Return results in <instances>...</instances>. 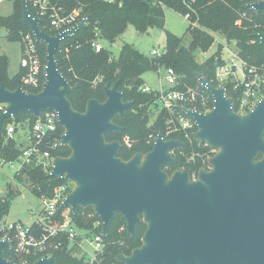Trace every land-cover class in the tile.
Segmentation results:
<instances>
[{
  "label": "water",
  "instance_id": "95a60500",
  "mask_svg": "<svg viewBox=\"0 0 264 264\" xmlns=\"http://www.w3.org/2000/svg\"><path fill=\"white\" fill-rule=\"evenodd\" d=\"M20 23L30 28L38 42L46 46L45 82L38 92L19 85L8 89L0 85V102L7 107L0 115V128L6 118L18 121L24 112L35 119L44 111L55 110L64 128L62 146L69 156H56L50 177L74 185L59 210L92 207L107 237L113 220L121 214L134 237L141 223L146 224L142 245L130 254H118L122 264H264V97L246 114L234 109L228 86H215L193 70L199 84L214 97L209 111L179 106L197 126L195 138L217 152L208 160L210 169L201 168L197 178L188 169L172 174L175 147L182 139L166 138L160 130L153 148L137 152L130 159L119 156L123 145L108 141L110 132L124 127L115 122L134 104L125 100L118 83L107 82L106 100L90 98L85 111L73 107L72 86L59 68L60 43L85 28L86 13L72 28L52 34L42 27L44 19L35 16L29 0H22ZM259 15L264 0L249 3ZM264 42V32L255 34ZM10 235L0 237V264H59L55 254L35 261L9 259Z\"/></svg>",
  "mask_w": 264,
  "mask_h": 264
},
{
  "label": "trees",
  "instance_id": "16d2710c",
  "mask_svg": "<svg viewBox=\"0 0 264 264\" xmlns=\"http://www.w3.org/2000/svg\"><path fill=\"white\" fill-rule=\"evenodd\" d=\"M14 4V12L9 16L0 17V26L8 30V38L22 43L23 35L30 32V28L20 23L23 15L22 0H10ZM52 3L62 7L64 12L71 13L81 10L82 15L90 13L87 26L77 31L75 36L63 40L57 51L59 68L69 79L72 91L69 94L73 107L78 111H85L87 101L97 98L106 100L105 84L118 83L119 89L125 92V100H132L134 104L125 115H120L115 122L124 127L120 132H110L106 135L108 141L119 140L123 147L119 156L124 160L130 159L135 153H147L153 148L157 133L163 130L166 138L182 139V145L175 147L172 154L176 158L173 165L166 166L168 173L172 174L179 169H188L191 174L199 172L201 168L209 169L208 160L216 152L207 144L195 138L197 127L189 130L181 128L176 113L162 108L157 118L151 123L153 108H158L157 98L159 92L144 91L145 85L142 75L148 70L160 67H173L178 74L179 83L175 89L200 86L193 70L207 77L213 85L217 86L216 71L223 63V45L219 44L217 51L203 60L198 59V52H206L214 44L215 33L226 37L229 42H235L241 55L250 63L264 69V42L255 36L264 32V10L258 15L246 7L244 0H51ZM165 7H171L190 18L187 30L189 44L170 31H166V50L161 56L152 58L136 50L131 44L125 43L121 47L118 58H114L103 45L96 50L92 45L97 39H106L110 42L122 34L128 24H134L140 32H145L150 26L164 28L166 23ZM29 8L36 14L29 0ZM242 12H248V17H242ZM195 23V25H194ZM42 27L54 34L44 19ZM98 41V40H97ZM43 63H46V46L38 43ZM9 58L0 55V85L3 83L8 89L14 90L23 84L21 77L24 70L10 76ZM32 92L39 89L28 87ZM173 88V89H174ZM228 94L235 97L231 88ZM210 107H213L211 102ZM29 121L32 125L36 119L29 113L21 114L18 123L25 125ZM13 118H6L0 128V157L6 160H16L21 153L23 144L15 138H6V126L13 122ZM64 133L59 126L58 131L44 142V148L52 149L55 156H69L71 149L68 146H50ZM124 137H128L126 143ZM16 178L27 184L31 191L41 196H52L56 187L66 180L48 176L41 167L29 165L24 167ZM11 201L0 199V222L9 212ZM63 210L58 211L56 220L63 221ZM73 222L80 228L89 232L90 236L102 231V223L92 207H78L73 214ZM146 224L141 223L137 234L132 237L126 228L125 218L119 214L112 222L109 234L104 239L105 248L100 255V264L118 263V254H130L132 250L141 245ZM30 230L41 235L44 228L37 222L29 226ZM59 264H89L84 256H77L69 249V241L64 239L62 247L55 251ZM9 259H14L11 251H6ZM31 258L29 261H35ZM20 262L19 260H17Z\"/></svg>",
  "mask_w": 264,
  "mask_h": 264
},
{
  "label": "built area",
  "instance_id": "2783aa9c",
  "mask_svg": "<svg viewBox=\"0 0 264 264\" xmlns=\"http://www.w3.org/2000/svg\"><path fill=\"white\" fill-rule=\"evenodd\" d=\"M244 1H246L245 5H247L261 0ZM32 6L36 11L34 15L46 19L47 25L54 31V34L74 27L84 16L82 15V11L78 9L71 13H66L62 7L52 3L51 0H32ZM248 9L256 13L253 8ZM242 17L247 18L248 12H242ZM38 43L32 31L23 35V57L20 65L24 73L21 77L23 82L21 85L26 90H28V86L40 91L45 82L46 63L42 61ZM92 45L98 51L102 48V45L98 41H94ZM222 51L223 63L217 68L215 77L217 86L227 85V93L228 89L231 88L235 97L228 95L234 98L235 111L246 114L264 97V69L259 68L255 64H250L241 55L240 49L235 42H226ZM163 53L164 51L160 52L157 49L152 51V54L155 56H161ZM165 72L169 87H163L158 91L157 104L162 105V108H166L172 113H176L181 128L189 130L197 127L195 121L180 110L179 106L209 111L214 107L212 93L201 85L198 87H187L186 89H175L174 87L179 83L178 74L173 67H166ZM142 89L146 92L152 90V88L146 85ZM211 102H213V107H210ZM6 107V103L0 102V115L6 110ZM16 123L17 121H13L7 124L5 135L6 138H15L23 144L21 146V153L16 160H6L0 157L2 165L9 163L12 168H15L12 180L15 179L16 175L20 174L24 167L29 165L41 167L48 175L52 171L56 156L52 153V149L44 148V142L48 136L58 131V127L60 126L58 113L55 110L44 111L43 116L37 118L32 125L27 120L25 122L26 127L23 129L16 125ZM57 146H62L61 137L50 147L54 149ZM213 150L217 152L216 149ZM198 173L194 172L191 175L195 179ZM72 185L71 181L66 180V182L61 183L55 188L52 196L39 197L41 198L43 207L38 212L33 211V215L35 216L33 222H37L44 228L41 235L32 232L29 228L30 225L26 226L21 222L11 224H8L4 220L0 222V237L6 238L10 235L12 241L11 252L14 259L24 262L29 261L31 258L37 259L45 254L52 255L62 247L64 239L71 242L76 241L79 233L72 219L71 207L63 209V221L58 222L55 219L57 212L60 211L61 204L64 202L67 194L73 189L74 185L73 187ZM14 189L17 191L18 188L15 187ZM91 238L95 242V253L92 257L85 258L86 262L89 264H100L99 257L104 252L105 237L101 231L98 234H93ZM82 256L85 257V255Z\"/></svg>",
  "mask_w": 264,
  "mask_h": 264
},
{
  "label": "rangeland",
  "instance_id": "374dc122",
  "mask_svg": "<svg viewBox=\"0 0 264 264\" xmlns=\"http://www.w3.org/2000/svg\"><path fill=\"white\" fill-rule=\"evenodd\" d=\"M14 12V4L10 0H0V17L9 16ZM166 23L165 27L150 26L147 31L140 32L137 27L130 23L125 31L120 34L115 41L110 42L106 39H97L98 42L109 50L114 58H118L121 52V47L125 43L131 44L136 50L143 53L145 56L152 58L154 49L163 52L166 50L167 40L166 31H170L177 36H184V41L189 44V35L187 30L190 26V18L171 7H165ZM216 40L211 48L206 52H198V59L201 61L206 57L213 55L219 44L229 42L226 37L219 33H215ZM96 40V41H97ZM233 43V42H230ZM20 41L11 40L8 38V30L0 26V55H6L9 58V75L14 76L21 70V59L23 57V48ZM223 52V51H222ZM142 78L146 86L152 90L160 91L163 87L168 88L169 84L166 80L165 66L156 70H148ZM107 84V83H106ZM105 84V85H106ZM113 85V84H112ZM162 109V105L158 108H153L151 123L157 118V113ZM18 126L23 129L26 124L18 123ZM128 137H124L126 143ZM0 158V199H8L11 201L9 212L4 216L3 220L8 224L21 222L28 226L35 220L33 211H40L43 207L41 198L35 195L27 184H24L15 177V168H12L9 163L2 165ZM17 187V191L14 189ZM73 187V185H72ZM75 228L79 233V237L75 242L69 241L70 251L77 255H85V258H90L95 253V242L91 238L89 232L80 228L74 223ZM80 241V243H79ZM81 245V246H80Z\"/></svg>",
  "mask_w": 264,
  "mask_h": 264
},
{
  "label": "flooded vegetation",
  "instance_id": "af4514ba",
  "mask_svg": "<svg viewBox=\"0 0 264 264\" xmlns=\"http://www.w3.org/2000/svg\"><path fill=\"white\" fill-rule=\"evenodd\" d=\"M141 245H142V239H141ZM141 245H140V246H141ZM138 247H139V246H138ZM136 248H137V247H136ZM134 249H135V248H134Z\"/></svg>",
  "mask_w": 264,
  "mask_h": 264
},
{
  "label": "crops",
  "instance_id": "0c3cea01",
  "mask_svg": "<svg viewBox=\"0 0 264 264\" xmlns=\"http://www.w3.org/2000/svg\"><path fill=\"white\" fill-rule=\"evenodd\" d=\"M22 46H23V45H22ZM22 48H23V47H22ZM31 224H32V223H31ZM31 224H30V225H31Z\"/></svg>",
  "mask_w": 264,
  "mask_h": 264
}]
</instances>
